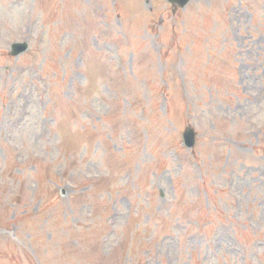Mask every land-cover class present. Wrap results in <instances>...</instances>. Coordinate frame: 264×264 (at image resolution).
Returning a JSON list of instances; mask_svg holds the SVG:
<instances>
[{
    "label": "rangeland",
    "instance_id": "374dc122",
    "mask_svg": "<svg viewBox=\"0 0 264 264\" xmlns=\"http://www.w3.org/2000/svg\"><path fill=\"white\" fill-rule=\"evenodd\" d=\"M0 264H264V0H0Z\"/></svg>",
    "mask_w": 264,
    "mask_h": 264
},
{
    "label": "water",
    "instance_id": "95a60500",
    "mask_svg": "<svg viewBox=\"0 0 264 264\" xmlns=\"http://www.w3.org/2000/svg\"><path fill=\"white\" fill-rule=\"evenodd\" d=\"M173 2H177L180 5H184L187 0H171ZM25 48V45H15L14 46V50L13 53L14 54H18L19 52H21L23 49ZM183 138H184V143L188 146L191 147L193 146L195 139H194V133L191 129H188L184 132L183 134Z\"/></svg>",
    "mask_w": 264,
    "mask_h": 264
}]
</instances>
